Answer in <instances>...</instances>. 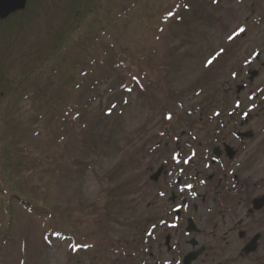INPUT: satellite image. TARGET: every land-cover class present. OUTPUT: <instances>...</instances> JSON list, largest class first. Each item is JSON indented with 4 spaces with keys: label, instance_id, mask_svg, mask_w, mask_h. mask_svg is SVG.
<instances>
[{
    "label": "rangeland",
    "instance_id": "rangeland-1",
    "mask_svg": "<svg viewBox=\"0 0 264 264\" xmlns=\"http://www.w3.org/2000/svg\"><path fill=\"white\" fill-rule=\"evenodd\" d=\"M43 1L49 2L48 11L39 10L34 26L13 42L29 50L28 57L40 51L49 28L64 21L65 0ZM205 3L208 19L189 17L188 33L176 25L164 28L153 63L169 64L170 73L161 90L148 91L156 101L144 102L133 89L111 108L114 92L102 85L101 95L83 106L79 121L89 130H70L62 160L46 178L53 183L49 200L66 205L67 222L77 218L78 228L58 234L61 224L26 207L11 191L3 194L0 185V264H113L116 243L131 241L135 215L153 196L148 177L160 165L162 149H177L175 143L180 149H203L220 140L246 149L264 147V0ZM10 59L19 67L30 64L14 51ZM252 72L257 75L250 81ZM239 85L245 89L238 92ZM236 104L241 112L229 119ZM240 113L252 115L248 125L241 126ZM39 181L33 184V201L42 197ZM73 239L87 249L74 250Z\"/></svg>",
    "mask_w": 264,
    "mask_h": 264
},
{
    "label": "trees",
    "instance_id": "trees-1",
    "mask_svg": "<svg viewBox=\"0 0 264 264\" xmlns=\"http://www.w3.org/2000/svg\"><path fill=\"white\" fill-rule=\"evenodd\" d=\"M205 1L209 0H65L64 21L49 28L42 48L30 57L29 50L21 51L13 42L34 26L39 10L48 11L49 2L27 0L23 11L0 21L3 194L11 191L26 207L46 212L64 228H57L58 234L78 228L77 218L67 222L66 205L49 200L53 183L46 178L62 160L71 131L89 130L79 121L83 106L88 108L101 95L98 88L102 85L114 92L111 108L133 89L144 102L155 99L148 91L161 90L170 73L169 64L153 63L164 28L176 25L186 31L191 16L206 21ZM13 51L19 58H29L30 64L19 67V62L10 59ZM105 111L112 114L110 108ZM37 177L42 197L33 201ZM3 200L9 201L7 197Z\"/></svg>",
    "mask_w": 264,
    "mask_h": 264
},
{
    "label": "flooded vegetation",
    "instance_id": "flooded-vegetation-1",
    "mask_svg": "<svg viewBox=\"0 0 264 264\" xmlns=\"http://www.w3.org/2000/svg\"><path fill=\"white\" fill-rule=\"evenodd\" d=\"M242 116L241 126L248 125L252 115ZM179 144L162 149L160 165L150 169L153 196L135 215L131 241L116 243L113 264H263L264 147L224 140L203 149ZM249 247L254 252L247 253Z\"/></svg>",
    "mask_w": 264,
    "mask_h": 264
},
{
    "label": "water",
    "instance_id": "water-1",
    "mask_svg": "<svg viewBox=\"0 0 264 264\" xmlns=\"http://www.w3.org/2000/svg\"><path fill=\"white\" fill-rule=\"evenodd\" d=\"M26 6V0H0V20H4L6 19L8 16H10L11 14L17 12V11H21L25 8ZM253 78V76H255V73L251 74ZM241 88H238V91ZM158 176V174L156 175V177ZM155 177V178H156ZM254 251V247L251 249L247 250V253L253 252Z\"/></svg>",
    "mask_w": 264,
    "mask_h": 264
}]
</instances>
